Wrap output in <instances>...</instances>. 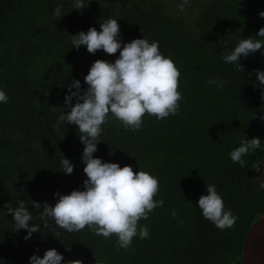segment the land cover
I'll use <instances>...</instances> for the list:
<instances>
[{
  "label": "trees",
  "instance_id": "obj_1",
  "mask_svg": "<svg viewBox=\"0 0 264 264\" xmlns=\"http://www.w3.org/2000/svg\"><path fill=\"white\" fill-rule=\"evenodd\" d=\"M38 1L43 7L37 5ZM73 1L36 0L31 26L37 27L44 41L33 46L32 39H37L32 35L30 40L27 36L28 41L22 43L26 51L35 53L42 46L44 51L40 54L49 60L44 52L57 36L61 37L62 23L66 26L61 39L64 43L71 37L68 36L71 30L79 31ZM124 1L121 21L125 42L142 37L158 42L160 52L174 62L180 73L177 90L182 100L178 101L175 115L158 120L145 114L140 129L131 130L109 113L101 126L98 137L101 141L93 153L102 161L116 162L119 166L128 164L134 173L143 170L157 178L159 187L153 199H161L163 204L137 225L138 229L148 228V237H133L131 246L123 249L117 246L115 235L108 238L96 235L94 226L69 233L50 218L46 224L38 218L42 208L32 207L33 201L51 205L56 200L53 193L67 194L83 188L82 181L86 179L80 160L83 144L76 126L59 122L58 117L68 110L64 96L71 81L79 80L81 91L87 87L83 77L93 60L83 47L77 53L72 50L73 55L68 56L71 60L62 61L60 52L49 69L44 70L48 73L43 74V81L33 75L29 80L26 76L25 86L18 90L9 87L8 82L14 81L23 65L21 55L22 58L7 61L9 69L0 65V89H8L4 91L7 97L15 94L18 100L29 103L28 112L19 107L25 124L16 126L20 132L16 149L26 158L16 156V159L23 162L21 173L28 185L11 193L12 196L2 197L0 208L15 207L22 200L33 215V223L39 226V233L25 240L26 230L15 231L11 215L0 214V264H28L31 254L42 256L48 248H55L68 264H75L73 260L82 264H241L245 233L257 215L264 212V188H252L255 166L264 157V150L244 156V166L231 161L229 153L242 140L254 136L261 137L264 143V121L258 118L264 111V99L256 86L254 71L264 69V55L257 50L241 57L243 67L225 63L222 57L240 40L254 36L264 26V18L258 15L264 10V0ZM57 7L62 13L60 17L55 13ZM83 12L82 24L95 21L85 15L86 7ZM101 22L102 19L98 23ZM12 40L14 37L9 43ZM118 55L119 51L106 61L112 62ZM211 79L222 82V86L210 84ZM26 86L34 93L32 96L29 93L25 96ZM41 100L44 107L40 113L39 107L34 106H39ZM71 102H75V97ZM7 111L13 114V110ZM34 140L41 143H33ZM31 144L35 148H30ZM63 157L73 165L71 174L61 170ZM209 184L222 197L224 209L236 217L231 227H216L197 207L196 200ZM71 248L76 251L66 252Z\"/></svg>",
  "mask_w": 264,
  "mask_h": 264
},
{
  "label": "clouds",
  "instance_id": "obj_2",
  "mask_svg": "<svg viewBox=\"0 0 264 264\" xmlns=\"http://www.w3.org/2000/svg\"><path fill=\"white\" fill-rule=\"evenodd\" d=\"M187 2V0H185ZM87 0H74V7L80 11ZM182 7V6H181ZM58 17L62 15L59 7L55 9ZM258 15L264 18V10ZM83 45L89 54L102 50L106 54L119 55L112 61L94 60L83 79L87 87L81 91L80 81L73 79L64 96L67 111H62L59 122L75 125L78 139L83 144L80 160L86 179L83 188L72 189L67 194L55 192L54 204L46 201H33L32 207L42 208L39 219L45 224L50 218L58 228L66 232L83 230L86 226L93 228L96 235L108 238L115 235L117 246L128 249L133 237L146 239L148 228L137 227L138 221L147 219L148 214L163 204L161 199H153L158 192V180L143 170L133 172L132 166H119L116 162L102 161L93 156L97 150L98 137L102 125L111 115L119 120L125 129L138 130L145 114L163 119L175 115L178 101L182 100L178 89L180 73L174 62L159 50L158 42L134 38L123 42L120 38V25L117 19L106 18L99 23V31L89 27L71 35L70 46L78 49ZM257 50L264 55V26L254 36L240 40L228 53L223 55L225 63L239 64L241 57L254 54ZM256 86L260 88L264 99V69H255ZM210 84L222 86L216 79ZM73 89H75L73 91ZM75 97V102H71ZM8 97L0 89V103H7ZM255 116V113L253 114ZM264 121V111L258 117ZM264 150L261 137L244 139L238 147L230 151L231 161L244 166L243 157L256 151ZM260 171V166H255ZM61 170L71 174L73 165L63 157ZM264 188V184H261ZM202 216L216 227H231L236 217L224 209L222 197L214 185L209 184L205 192L196 200ZM11 215L15 231L24 229L23 239H31L33 233H39V226L33 223V215L22 200L15 207L0 208V214ZM75 264H82L73 260ZM28 264H68L62 254L55 248L43 251L42 256L35 253L28 257Z\"/></svg>",
  "mask_w": 264,
  "mask_h": 264
},
{
  "label": "flooded vegetation",
  "instance_id": "obj_3",
  "mask_svg": "<svg viewBox=\"0 0 264 264\" xmlns=\"http://www.w3.org/2000/svg\"><path fill=\"white\" fill-rule=\"evenodd\" d=\"M36 4V0H32V3L31 5H33V11H34V14H36L35 12V9H34V6ZM37 5H40L43 7V4L41 1H38ZM45 5V4H44ZM46 6V5H45ZM73 6H74V1H73ZM125 6V1L124 0H105L103 2H101V0H87V3H86V7L87 8V11H88V14L85 13V15H88L89 16V19H95V21H92L91 24H82L80 19L81 18H84V7L78 11V9L76 10L75 9V12H74V19H75V22L77 23V26L80 27L79 31H86L90 26L91 27H94L97 29V31H99V27L97 25H99V21L100 19H102L103 21L106 19V18H114V19H117V23L120 25V38L123 42L126 41V35L124 33V24L122 23L121 21V12L123 11V7ZM49 7H51V3L49 4ZM19 8V6H8L7 8H3L1 5H0V20L2 19H5L7 22L9 19V24L12 25V26H18L20 27L18 30H17V36L14 37L15 40H12L11 42L13 43H9L10 45H12L15 49L17 48H20V52L15 50V56L20 58L21 55L23 58L27 59L28 63H23L22 67L19 68L17 74L14 76V81L11 79L9 80L8 82V86L9 87H14V88H17L18 90H21L20 88L23 87V82L26 79V76H29V80L34 78L35 76L38 77L39 79V82L43 81L44 79V76L43 74H46L48 72L44 71V70H48L50 65H52V62L57 59V55L58 53L62 52L63 54L61 55L62 57V61L66 60V59H70L71 58H68V56H72L73 54L71 53L72 50H74L75 48L71 47L70 46V42H71V37L67 38V42L64 43L61 41V39H63V33L66 31V26L63 25V23L61 24V29H62V32H61V37L60 35L57 36L54 40L53 43H50V45H47L46 49L47 51L44 52V54L46 53L47 57H49V60H46V58H42L40 52L44 49L42 48H39L38 50L37 49H34V50H37L35 51V53H31L30 51H26L25 47L22 46V43H26L28 40L26 39L27 36L30 37V40H31V36L33 35V37L35 39H37L36 41L32 39V41L34 42L33 43V46H37V43H41L42 41L39 40V31L37 33V35L32 32V26H34V24L32 23L34 20V17L32 18V20H26L25 19V14L22 13L20 10L18 11L17 9ZM114 8H117L116 9V13L114 11ZM113 10V12H112ZM119 11V12H118ZM118 12V13H117ZM120 13V14H119ZM23 23H26L24 26L22 25ZM32 25V26H31ZM37 29V27H36ZM78 31H75L74 29L71 30L69 33H68V36L70 35H73L75 33H77ZM23 34V38L20 40L21 38V35ZM2 38V37H1ZM66 39V38H65ZM19 44V46H18ZM51 46V47H49ZM64 47H67L66 49H64ZM85 48L84 46H80L79 48ZM76 53L78 52L77 49H75ZM85 53H86V50H84ZM119 51V50H118ZM117 51V52H118ZM88 53V52H87ZM89 54V53H88ZM116 53L114 54H107L105 55V53L102 51V50H97L95 52V54H92V60H96V59H102V60H107V57L111 56L113 58V56H115ZM27 55H31L33 56L34 58L32 59H28L26 56ZM7 56V61H10L11 58H16L15 56H12V55H6ZM21 57V58H22ZM42 58V59H41ZM44 59V60H43ZM6 59L4 60V62H1L0 65L4 67V64L6 65L7 69H9L10 67V63L7 62ZM92 61V62H93ZM31 75H33L34 77H31ZM13 76V75H11ZM19 77V78H18ZM2 83V81H0ZM37 82V83H39ZM21 83V84H20ZM28 84H30V81L27 82ZM4 84H7V83H4ZM19 84V85H18ZM7 86V87H8ZM25 86V85H24ZM27 87V86H26ZM25 89V96L29 95L32 96L34 93L29 89V87H27ZM3 91H8L7 88H4ZM17 96L18 95H9L8 96V99L11 100L14 104H22L23 106L21 107H24V112H28V102H22L20 100L17 99ZM10 97V98H9ZM12 97H13V100H12ZM36 97V96H35ZM44 100H41V104H38L39 106H34V107H39L40 109V113L42 112V109L44 107V105H42ZM8 103V102H7ZM7 103H0V108H1V105L2 104H7ZM7 112L6 113H3L1 112L0 110V119H4L2 120L4 123L8 124V122H11V123H14L15 127L17 125H20V124H25L24 121L21 120V111H14L13 110V114L10 115L8 114V111H5ZM27 118V114L24 116V119ZM17 139L15 141V145L17 143ZM19 143H21V141H19ZM9 170L12 171V175L17 171V164H10ZM264 177V169L261 171V173ZM260 174L258 175V177H260ZM23 175V174H22ZM24 176V175H23ZM2 178H5L4 177V168L2 166V164H0V180ZM25 184L24 185H16V186H13L12 184H10L6 189H2L0 190V206L2 205V202H1V198L4 197L5 195H8V196H12L11 193H17L18 190H20L22 187H25L28 185V181H27V178H25ZM263 182V181H262ZM16 202V201H15ZM68 251H76L75 249H66V252ZM0 254H2V249L0 248Z\"/></svg>",
  "mask_w": 264,
  "mask_h": 264
},
{
  "label": "rangeland",
  "instance_id": "obj_4",
  "mask_svg": "<svg viewBox=\"0 0 264 264\" xmlns=\"http://www.w3.org/2000/svg\"><path fill=\"white\" fill-rule=\"evenodd\" d=\"M32 1L30 0H0V5L3 8H7L8 6H18L21 8L20 11L25 14V19L28 21L29 19L32 20L33 18V5H31ZM9 22V19H7ZM5 19L0 20V63L4 62L7 56L12 55L15 56V50L20 52V48L15 49L12 45L9 44L11 38L17 35V30L20 28L18 26H12L8 23ZM26 23H23L24 26ZM32 32L36 35L38 33L36 27H32ZM2 37V38H1ZM39 40H43V36H38ZM53 43V42H52ZM51 47V46H49ZM16 57V56H15ZM18 58V57H16ZM21 58V57H20ZM20 62L28 63V60L22 58ZM1 69V67H0ZM7 104L1 105V112L6 113L8 109L19 111V107L23 106L22 104H14L11 100L7 101ZM0 119V164H2L4 168V177L0 180V190L6 189L10 184L13 186L24 185L25 184V177L21 173V168L23 167V162L20 159H26L23 153H20L16 149V145L14 144L16 139L20 137V132L16 129L14 123L8 122V124L4 123ZM33 143H41V140H34ZM30 148H35L34 144L30 145ZM39 149V148H38ZM37 149V152L39 150ZM17 156V157H16ZM17 164V171L12 175V171L9 170L10 164Z\"/></svg>",
  "mask_w": 264,
  "mask_h": 264
},
{
  "label": "water",
  "instance_id": "obj_5",
  "mask_svg": "<svg viewBox=\"0 0 264 264\" xmlns=\"http://www.w3.org/2000/svg\"><path fill=\"white\" fill-rule=\"evenodd\" d=\"M257 165L260 166V171L255 167L253 189L262 184L263 175L260 173L264 169V157L258 161ZM259 174L260 177H258ZM240 263L264 264V212L257 215L245 233L240 250Z\"/></svg>",
  "mask_w": 264,
  "mask_h": 264
}]
</instances>
